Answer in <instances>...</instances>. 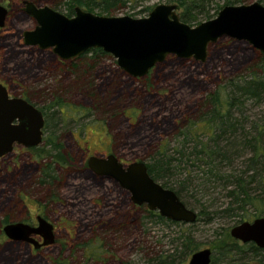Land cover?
I'll use <instances>...</instances> for the list:
<instances>
[{
	"label": "rangeland",
	"instance_id": "374dc122",
	"mask_svg": "<svg viewBox=\"0 0 264 264\" xmlns=\"http://www.w3.org/2000/svg\"><path fill=\"white\" fill-rule=\"evenodd\" d=\"M23 1L51 8L57 5V11L66 14V0H0L8 11L0 27V82L12 95L28 98L45 113L48 124L39 146L41 153L51 148V143L45 144L49 139L62 145L68 160L65 167H54L58 179L48 184L39 181L42 161L35 158L36 152L14 146L12 153L0 157V264H155L153 260L163 256L178 263L184 258L176 241L182 232L194 238L198 249L209 248L216 259L214 264L226 260L217 248L220 239L235 241L241 247L232 264H264V250L255 255L250 243L230 235L222 237L236 225V218L219 214L211 219L202 215L192 224L157 222L148 216L145 205L132 204L126 190L86 166L88 155L113 153L125 164L146 162L160 143L173 145L178 127L187 117L197 116L196 108L205 107L207 95L217 85L249 74L255 50L245 42L222 37L208 45L205 61L168 55L143 77L124 73L109 53H88L59 63L49 49L23 45L21 32L35 26L34 19L23 10ZM161 3L170 2L131 0L107 15L99 14L97 8L90 12L142 18ZM218 11H211L209 19ZM209 19L198 18L189 24L195 26ZM59 101L61 107L83 111L77 116L78 112L69 108L68 113L75 118L63 113L62 121L56 108ZM239 107L242 113L234 114L235 118L247 117V125L264 117L263 100L246 99ZM44 158L43 162L51 159ZM206 195L205 199L218 204L227 200ZM190 208L198 214V204ZM37 214L53 224L52 244L35 249L2 232L4 219L33 225ZM86 247L104 248L108 254L101 256L108 257V262L90 260L83 251Z\"/></svg>",
	"mask_w": 264,
	"mask_h": 264
},
{
	"label": "water",
	"instance_id": "95a60500",
	"mask_svg": "<svg viewBox=\"0 0 264 264\" xmlns=\"http://www.w3.org/2000/svg\"><path fill=\"white\" fill-rule=\"evenodd\" d=\"M23 10L35 21L33 29L21 32L22 43L36 47L63 61L76 58L90 49L100 48L116 59L120 69L131 77H143L168 55L181 59H206L209 44L222 37L245 42L264 54V5H225L216 17L195 26L183 22L175 3L155 5L148 16L134 18L106 16L74 7L67 16L49 6H37L23 1ZM7 8L0 4V27L4 26ZM44 116L40 109L21 97H10L0 82V157L12 151L14 145L25 148L42 143ZM87 168L96 175L114 181L130 195L134 205H145L165 219L192 224L197 212L187 207L169 188L163 187L148 173L144 161L124 165L113 153L105 157L89 156ZM36 226L24 222H9L2 228L12 240H23L35 247L54 242L53 224L38 215ZM40 235L38 244L33 235ZM229 235L241 243H253L264 249V217L243 221L229 229ZM212 251L198 249L187 264H211Z\"/></svg>",
	"mask_w": 264,
	"mask_h": 264
},
{
	"label": "trees",
	"instance_id": "16d2710c",
	"mask_svg": "<svg viewBox=\"0 0 264 264\" xmlns=\"http://www.w3.org/2000/svg\"><path fill=\"white\" fill-rule=\"evenodd\" d=\"M127 1L131 0H66L65 15L74 14L76 6L86 11L97 8L99 14L107 15L112 9L124 6ZM167 1L178 6L180 20L189 24L198 18H211V11L217 12L222 4L223 6L244 4L248 0ZM257 1L264 5V0ZM52 8L58 9L57 5ZM255 52V60L248 68L249 74L217 85L207 95L205 107L196 108L197 116L187 117L178 127L175 143L171 146L167 142L160 143L145 162L150 176L163 187L172 189L187 207L198 204L196 221L201 220L202 215L211 219L223 214L236 218L235 224H238L264 215V117L247 125V117L240 120L234 115L242 113L239 106L246 99L264 101V54L257 50ZM88 53L95 56L105 54L102 49L95 48L78 57L81 58ZM50 143L51 148L46 153L44 151L41 153L40 147L31 149L36 152L35 158L42 161L39 181L53 184L58 179L54 167L56 165L65 167L68 156L63 153L61 144L50 142L49 139L45 144ZM44 157L51 159L43 162V159H47ZM219 192L222 195H217ZM206 194H216L213 196L216 200L223 196L227 199L226 203L218 204L213 199H205L204 197L208 196ZM224 204L225 206L221 208ZM208 208L212 211H208ZM146 211L148 216L157 222L182 224L165 219L156 211L148 209ZM7 222L8 219L2 221L3 224ZM222 237L229 238V233L225 231ZM176 241L180 248L178 252L184 257L182 260L174 263L169 256H163L153 262L184 264L185 257L198 250V244L186 232L178 234ZM219 242L217 248L226 259L223 264H232L233 256L239 254L241 247L235 241L228 243L220 239ZM250 249L255 255L264 250L253 243H250ZM215 262L216 259L212 258L211 264Z\"/></svg>",
	"mask_w": 264,
	"mask_h": 264
},
{
	"label": "flooded vegetation",
	"instance_id": "af4514ba",
	"mask_svg": "<svg viewBox=\"0 0 264 264\" xmlns=\"http://www.w3.org/2000/svg\"><path fill=\"white\" fill-rule=\"evenodd\" d=\"M55 56V55H54ZM57 59H58V62L59 63H64V61L63 60H61V59H59L58 57H57ZM74 59V58H73ZM70 60H72V59H70ZM68 61V60H67ZM3 84V83H2ZM4 85V84H3ZM5 87H6V85H4ZM7 88V87H6ZM7 91H8V95L10 96V97H21V98H24L23 96H16V95H12L10 92H9V90H8V88H7ZM24 99H28V98H24ZM28 102H30L31 104H33L31 101H29V100H27ZM60 102V101H59ZM61 103V102H60ZM34 105V104H33ZM63 104L61 103V104H59V103H56V108H58V110L60 111V113H61V120L63 121V118H65L64 116H63V113H67V116L66 117H68V118H71V119H74L75 117L73 116V115H71V114H69L68 113V110H69V108H72V109H74L75 111H73V112H78L76 115L78 116L79 115V113H80V110H82L83 111V109H80L79 111H78V109L76 108V107H61ZM34 106H36V105H34ZM37 107V106H36ZM38 108V107H37ZM38 109H40V108H38ZM89 110V109H88ZM41 112H42V110H41ZM42 114H43V112H42ZM43 116H44V126H43V129H42V131H43V135H42V143L40 144V146L43 144V142H44V137H45V131H46V128H47V120H46V117H45V115L43 114ZM61 121V122H62ZM14 146H19V145H14ZM14 146H13V148H14ZM21 147H23V146H21ZM39 147V146H38ZM23 148H25V147H23ZM32 148H34V147H32ZM25 149H27V150H32L31 148H25ZM12 151H13V149H12ZM12 151L11 152H9V153H12ZM108 154H110V153H108ZM108 154H106V155H108ZM106 155H102V157H105ZM89 156H92V155H88V157ZM96 156V155H95ZM88 157H87V159H88ZM87 159H86V166H87ZM123 163V162H122ZM124 165H126L125 163H123ZM39 214H37L36 216H35V223L32 225V226H36L37 225V222H36V217L38 216ZM40 216H42V215H40ZM42 217H44V216H42ZM45 218V217H44ZM7 223H9V222H7ZM7 223H5V224H7ZM4 224V225H5ZM3 225V226H4ZM3 226H2V228H3ZM53 229H54V227H53ZM2 232H3V230H2ZM4 233V232H3ZM5 235V234H4ZM33 237L35 238V240H36V242L38 243V244H41L42 243V237L40 236V235H38V234H36V235H33ZM29 245H30V247H32V248H35V249H37V248H40V247H44V246H39V247H35L32 243H28ZM94 246H96V245H94ZM83 251L88 255V258L90 259V260H96V261H98V262H100V263H104V262H108V257H103V256H101V254H103V252H104V254H108V252L104 249V248H99V247H90L89 249H88V247H86V248H83ZM101 257H103V258H101Z\"/></svg>",
	"mask_w": 264,
	"mask_h": 264
}]
</instances>
